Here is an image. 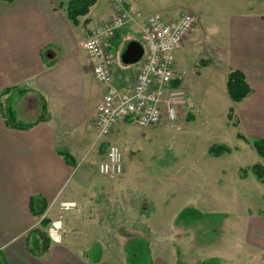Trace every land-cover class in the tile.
Here are the masks:
<instances>
[{
	"label": "crops",
	"instance_id": "1",
	"mask_svg": "<svg viewBox=\"0 0 264 264\" xmlns=\"http://www.w3.org/2000/svg\"><path fill=\"white\" fill-rule=\"evenodd\" d=\"M68 1L0 0V264L82 263L70 258L66 250L58 246L50 245L46 252L42 251L41 221L57 218L61 214L60 202L75 204L62 215L93 213L99 205L93 194L96 189L105 191L106 196L101 201L109 205L113 188L107 184L108 180L86 187L93 173L87 168H78V161L100 153H104V159L106 146L121 142V130L133 122L121 120L110 136L97 138L95 120L106 87L94 79L92 63L83 44L92 29L111 19L112 7L108 0H97L78 25H73L66 14ZM154 2L167 5L162 12H168V22L190 13L188 9L177 13L166 0ZM152 4L153 0H125L131 13L144 15L146 6ZM143 24L144 19H135L117 32L113 41L115 57L118 54L123 57L131 43L141 45L139 36ZM260 25L264 22L241 28L251 34L250 41L242 39L235 48L233 65L222 73L219 87L224 102L232 104L229 109L234 119L230 123L236 128H245L252 139L264 140V31L259 34ZM198 27L199 21L175 53V80L171 89L181 93L180 100L186 88L182 86L179 61L199 47ZM239 27L236 26V32H240ZM219 51H204L195 62L201 60L208 66V61L213 60L212 56L217 58ZM221 56L218 59L225 61V55ZM139 62H115L112 76L117 88L132 87ZM231 70L242 72L251 90L238 103H233L227 95L226 82ZM200 76V70L196 71L194 78L198 80ZM207 81L212 84L209 78ZM193 94L192 90L186 97L190 108H194ZM10 101L11 117L22 123H34L31 128L20 130L6 124ZM178 113L179 116L181 112ZM237 135L245 138V133L237 132ZM232 152L230 149L229 154ZM260 160L264 167V159ZM263 213L257 214L253 224L264 227ZM257 235L256 238H260ZM253 243L258 244L255 240ZM102 255L103 251L100 261H91L92 264L101 263Z\"/></svg>",
	"mask_w": 264,
	"mask_h": 264
},
{
	"label": "rangeland",
	"instance_id": "2",
	"mask_svg": "<svg viewBox=\"0 0 264 264\" xmlns=\"http://www.w3.org/2000/svg\"><path fill=\"white\" fill-rule=\"evenodd\" d=\"M154 1L158 0L147 5L143 15L158 14L170 21L168 12H162L167 5ZM166 1L177 13L188 9L194 25L199 21L197 37L201 43L193 54L188 52L179 61L186 88L180 115L173 122L163 119L156 127L139 128L131 122L123 128L121 142L116 144L123 157V171L116 178L99 175L97 164L103 152L79 159L78 168L93 173L86 187L101 185L104 179L112 186L109 205L101 201L105 191L96 189L93 194L99 205L93 213L69 212L65 216L62 214L67 211L59 204L61 214L47 219L49 223L42 230L45 234L48 225L60 218L62 243L54 246L66 250L65 254L80 264H92L87 253L94 243L103 251L99 264H126L123 247L136 238L148 243L152 264H177L178 260L200 264L211 258L219 264H264V227L253 224L264 211V185L250 170L262 163L253 148L245 147L236 137L240 132L252 139L245 128L230 123L234 119L229 109L232 104L224 102L219 87L222 73L233 65L235 48L243 40L250 41L251 34L241 28L264 22V0ZM236 26H241L240 32ZM262 26L259 34L264 31ZM209 49L221 53L217 58L212 56L208 66L201 60L196 63ZM222 53L225 61L218 59ZM116 61L123 63L122 55L118 54ZM198 70L201 76L196 80ZM192 90L194 108L186 99ZM212 146H226L233 152L214 157L208 153ZM184 208H195L210 217L176 222Z\"/></svg>",
	"mask_w": 264,
	"mask_h": 264
},
{
	"label": "built area",
	"instance_id": "3",
	"mask_svg": "<svg viewBox=\"0 0 264 264\" xmlns=\"http://www.w3.org/2000/svg\"><path fill=\"white\" fill-rule=\"evenodd\" d=\"M108 1L112 7L111 19L92 29L83 44L84 52L92 63L94 79L106 87L95 120L98 139L110 136L121 120L130 119L139 128H150L160 125L163 119L173 122L177 118L182 101L181 93L171 89L175 80V53L195 22L189 13L174 22H165L156 14L131 13L125 6V0ZM135 19H144L139 36L143 55L134 84L128 90H120L113 83L112 70L116 62L113 41L117 32ZM122 171L123 157L118 146L108 144L105 157L98 164V173L113 179ZM74 207L73 202L60 203L62 211ZM45 233L50 244H61L62 220L52 221ZM56 235H59V241L54 238Z\"/></svg>",
	"mask_w": 264,
	"mask_h": 264
},
{
	"label": "trees",
	"instance_id": "4",
	"mask_svg": "<svg viewBox=\"0 0 264 264\" xmlns=\"http://www.w3.org/2000/svg\"><path fill=\"white\" fill-rule=\"evenodd\" d=\"M11 1V0H4ZM97 0H69L66 6V14L68 20L73 25H78L79 20L82 17H85L90 8L96 3ZM226 90L229 99L233 103L241 102L244 98H246L251 90L246 83L245 77L242 72L238 70H231L227 76L226 82ZM8 107L6 108V124L10 127L27 130L31 128L34 123H22L16 121L11 117L13 111L11 109V101L8 102ZM231 112V110H229ZM229 112V113H230ZM230 115V114H228ZM230 117V116H229ZM237 138L243 140L246 144L251 145L256 154L264 159V140L260 138L254 139H246L241 135H237ZM230 152V149L226 146H212L208 150L209 155L218 157L222 154H227ZM65 160H69L68 156H64ZM253 175L256 177L257 181L260 183H264V167L261 164H255L250 168ZM40 215L41 212H38ZM218 218H221V215ZM210 217L207 214H203L196 210L195 208H184L182 209L176 216V222H194L199 221L204 218ZM49 222L46 218H43L41 221V225L45 226ZM125 253V263L126 264H152L150 249L148 243L145 240L141 239H132L129 240L123 247ZM87 256L91 261L97 263L100 261L101 257V246L99 244H94L91 248ZM177 264H183L181 260H178ZM200 264H219V261L215 258L208 259Z\"/></svg>",
	"mask_w": 264,
	"mask_h": 264
},
{
	"label": "water",
	"instance_id": "5",
	"mask_svg": "<svg viewBox=\"0 0 264 264\" xmlns=\"http://www.w3.org/2000/svg\"><path fill=\"white\" fill-rule=\"evenodd\" d=\"M143 55L142 46L138 43H131L126 52L124 53L122 60L128 64H134L140 61ZM42 239V251H46L50 246L49 240L45 234L41 235Z\"/></svg>",
	"mask_w": 264,
	"mask_h": 264
},
{
	"label": "clouds",
	"instance_id": "6",
	"mask_svg": "<svg viewBox=\"0 0 264 264\" xmlns=\"http://www.w3.org/2000/svg\"><path fill=\"white\" fill-rule=\"evenodd\" d=\"M57 226H59V222H57ZM54 238H55L57 241H59V239H60L59 235H56Z\"/></svg>",
	"mask_w": 264,
	"mask_h": 264
}]
</instances>
